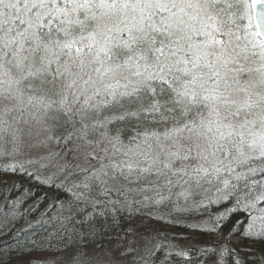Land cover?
I'll return each instance as SVG.
<instances>
[{"label":"snow or ice","instance_id":"snow-or-ice-1","mask_svg":"<svg viewBox=\"0 0 264 264\" xmlns=\"http://www.w3.org/2000/svg\"><path fill=\"white\" fill-rule=\"evenodd\" d=\"M0 161L65 194L35 220L6 198L0 236L15 240L16 264H149L164 247L142 236L144 254L119 260L98 206L133 235L147 220L222 206L202 229L219 235L244 214L246 227L237 219L197 254L249 264L240 252L253 249L231 239L264 248V0H0ZM116 240L119 256L138 252ZM176 248L169 241L160 264L185 255Z\"/></svg>","mask_w":264,"mask_h":264},{"label":"trees","instance_id":"trees-1","mask_svg":"<svg viewBox=\"0 0 264 264\" xmlns=\"http://www.w3.org/2000/svg\"><path fill=\"white\" fill-rule=\"evenodd\" d=\"M5 163V161H0V164ZM30 168V171L33 173L36 172V168L32 166H28ZM44 175H48L49 172L47 170H41ZM15 183V187H13ZM28 191H31L33 195L27 196L25 199L22 194L27 193ZM65 194L63 192H59L54 187H48L45 185L40 184L38 181L33 179L31 176H27L24 173H13V172H5L3 169H0V207H6L5 201L6 198L9 201H16L18 198L23 200V203L18 205V207L21 209V211H28L29 209H32L31 215L28 217L31 220H35L42 212H44L46 209H50V206L53 204V201L57 197L63 198ZM198 199V198H196ZM205 205H207V201L204 202ZM35 206V207H34ZM172 205L167 204L159 209L162 213H166L171 209ZM222 206H208V211H203L201 209L200 211H190L186 213H173L172 216H165L163 220L159 219H152L147 220L146 224L144 226L138 227L136 229V234H126L123 229H126L129 227V223L127 221H122L119 227L112 225L111 217L108 215V212L106 209L103 208V206H98V211L104 212V216L99 217L96 219L95 223L97 228L103 227V245H107L111 240L114 238H117L119 236H123L127 239L132 238L135 240L141 241V243L137 244L136 247H142L140 248L142 251V254H144V246L146 244V241L142 239V236H152L153 234L157 235L159 240L164 241V247L160 250H157L153 256L150 258H147L149 260V264H160L162 260H164V257L166 255V252L168 251V242H172L175 245H178L180 243L184 245H188L190 243H193L197 245L198 248H200L203 245L208 244L210 241H217L214 239V235H207L202 232L203 227L205 226L204 222L208 221L209 214L214 213L218 210H220ZM157 208H152L149 211L156 212ZM91 211V209H89ZM202 213V214H201ZM144 219L143 217H137L135 221H133V225L139 224L140 220ZM239 219L243 225L246 227V221L244 219V214H238L231 218L229 221L227 228L222 230L220 234L222 235V240L218 242H222L225 239V236L233 227V222ZM79 220V217H77V221ZM173 220H175V223H173ZM24 221L22 219H18V221L15 223V228H13V231H15L16 228H19L20 225H22ZM193 225H200L199 228L192 227ZM77 227L79 225L77 224ZM9 234L8 236H0V252L3 253L2 261H0V264H8L10 261L16 259V253L18 251L15 240L10 238ZM234 237L239 239L238 243H234L231 240V243L233 246L241 245V244H247L250 248L253 249L252 252H247L241 250L240 254L242 256H248V257H254L249 260V264H260V260L258 257L261 255H264V248L260 244L254 243L251 240H245L241 235L234 234ZM232 236V237H233ZM39 237H32V239H38ZM7 241L5 244L4 242ZM55 242V241H53ZM66 243V241H65ZM152 243H156L155 240L152 241ZM11 245V248L8 246ZM96 245H90L88 248H94ZM30 248V246H29ZM25 249H19V251H24ZM176 251V249L174 250ZM177 252V251H176ZM33 255H51V253H32ZM12 256L13 258L10 260L9 256ZM28 257V256H24ZM184 259L183 256H177L173 254L171 257L168 258L166 261V264H182V260ZM183 264L185 263V260H183ZM204 264H208V262L204 261Z\"/></svg>","mask_w":264,"mask_h":264},{"label":"rangeland","instance_id":"rangeland-1","mask_svg":"<svg viewBox=\"0 0 264 264\" xmlns=\"http://www.w3.org/2000/svg\"><path fill=\"white\" fill-rule=\"evenodd\" d=\"M174 191H178V189H174ZM197 198L200 199L199 197H197ZM180 203L181 204L184 203L183 199L180 200ZM260 206H264V205H260ZM119 238L123 241V247L124 248H128L130 246L134 247V248H138V252L129 253V255L127 257L119 256V254H118L119 251H122L123 249L114 250V246L117 243L116 238H114L113 240H111L106 245V248H107L108 251H111L113 253V255H116L119 260H121V261H123V260L131 261L132 257L137 256V255H143L142 251L140 249L142 247L141 246L140 247H136L137 244L141 243L140 239L139 240H135V239H132V238L127 239V238H125L123 236H119ZM214 239L217 240V241H220V240H222V235L221 234L214 235ZM231 240L234 243H238L239 242V239L234 237V236L232 237ZM133 241H136V243H132ZM144 248H145V246H144ZM190 248H193V249H195L197 251L195 255H192V256H188L187 255V251ZM87 250H88L89 254L94 255L97 260H104V259L108 258L106 255H104L103 249H98V248L94 247V248H88ZM198 250H199V248L197 247V245H195L193 243H190L188 245H184V244L180 243V244L177 245V248H176L177 252L183 251L185 253V255L183 256L184 257L183 260H185V263H187V264H202L203 256L197 254ZM40 256H43V255H40ZM22 258L27 260L29 257H22ZM16 259L10 261L8 264H16ZM183 260L181 262L182 264L184 263Z\"/></svg>","mask_w":264,"mask_h":264},{"label":"water","instance_id":"water-1","mask_svg":"<svg viewBox=\"0 0 264 264\" xmlns=\"http://www.w3.org/2000/svg\"><path fill=\"white\" fill-rule=\"evenodd\" d=\"M196 252H197V251H196L195 249L190 248V249H188V251H187V255H188V256H192V255H195Z\"/></svg>","mask_w":264,"mask_h":264}]
</instances>
